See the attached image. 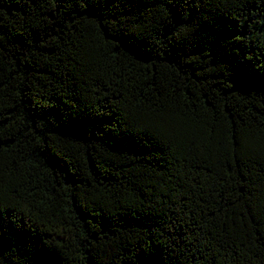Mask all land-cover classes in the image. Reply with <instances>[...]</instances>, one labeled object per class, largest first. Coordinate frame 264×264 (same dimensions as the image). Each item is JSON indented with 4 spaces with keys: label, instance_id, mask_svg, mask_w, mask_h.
<instances>
[{
    "label": "trees",
    "instance_id": "obj_1",
    "mask_svg": "<svg viewBox=\"0 0 264 264\" xmlns=\"http://www.w3.org/2000/svg\"><path fill=\"white\" fill-rule=\"evenodd\" d=\"M262 142L264 0H0V264H264Z\"/></svg>",
    "mask_w": 264,
    "mask_h": 264
},
{
    "label": "snow or ice",
    "instance_id": "obj_2",
    "mask_svg": "<svg viewBox=\"0 0 264 264\" xmlns=\"http://www.w3.org/2000/svg\"><path fill=\"white\" fill-rule=\"evenodd\" d=\"M133 99H135V97ZM133 108L134 112L132 118L134 120L138 119L140 122H143L145 125L150 127L153 133L158 137L169 140L172 143H175L180 138H186V129L174 121L163 109V107L153 110L151 106L145 108L133 105ZM207 133H215V128L211 126L208 127ZM201 134L203 135V133ZM244 135L246 134L234 133L233 138L235 139L237 136H239V138L242 140ZM261 150L264 151V142L261 144Z\"/></svg>",
    "mask_w": 264,
    "mask_h": 264
}]
</instances>
